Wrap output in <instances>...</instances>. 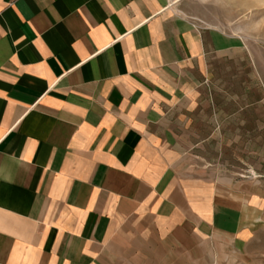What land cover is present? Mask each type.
<instances>
[{"label": "crops", "instance_id": "crops-1", "mask_svg": "<svg viewBox=\"0 0 264 264\" xmlns=\"http://www.w3.org/2000/svg\"><path fill=\"white\" fill-rule=\"evenodd\" d=\"M171 1L0 0V264H176L252 234L200 164L216 31Z\"/></svg>", "mask_w": 264, "mask_h": 264}, {"label": "rangeland", "instance_id": "rangeland-1", "mask_svg": "<svg viewBox=\"0 0 264 264\" xmlns=\"http://www.w3.org/2000/svg\"><path fill=\"white\" fill-rule=\"evenodd\" d=\"M179 8L217 35L208 45L222 137L207 145L200 164L235 204L253 207L244 212L250 236L208 240L176 264H264V0H183Z\"/></svg>", "mask_w": 264, "mask_h": 264}, {"label": "built area", "instance_id": "built-area-1", "mask_svg": "<svg viewBox=\"0 0 264 264\" xmlns=\"http://www.w3.org/2000/svg\"><path fill=\"white\" fill-rule=\"evenodd\" d=\"M195 28L198 30V31H203V30H206V25L204 24V22H200L195 25Z\"/></svg>", "mask_w": 264, "mask_h": 264}, {"label": "bare ground", "instance_id": "bare-ground-1", "mask_svg": "<svg viewBox=\"0 0 264 264\" xmlns=\"http://www.w3.org/2000/svg\"><path fill=\"white\" fill-rule=\"evenodd\" d=\"M172 2V4H175V5H177V4H179L180 2H181V0H173V1H171ZM174 5V6H175Z\"/></svg>", "mask_w": 264, "mask_h": 264}]
</instances>
